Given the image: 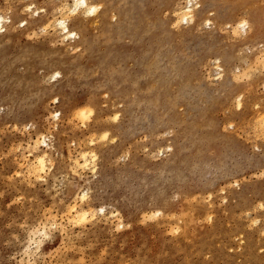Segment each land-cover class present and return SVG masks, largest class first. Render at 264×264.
I'll return each mask as SVG.
<instances>
[{
    "label": "rangeland",
    "instance_id": "374dc122",
    "mask_svg": "<svg viewBox=\"0 0 264 264\" xmlns=\"http://www.w3.org/2000/svg\"><path fill=\"white\" fill-rule=\"evenodd\" d=\"M187 1L0 0V264H264V0Z\"/></svg>",
    "mask_w": 264,
    "mask_h": 264
},
{
    "label": "bare ground",
    "instance_id": "6f19581e",
    "mask_svg": "<svg viewBox=\"0 0 264 264\" xmlns=\"http://www.w3.org/2000/svg\"><path fill=\"white\" fill-rule=\"evenodd\" d=\"M73 2H74V9H73V13H75V12H79V11H82V13H86V15H89V16H95V15H97L98 13H99V16H101L102 18H103V30L106 32V33H109V34H112V31H111V29L109 28V26H108V14H109V9H110V6H109V2H108V0H105V3H103L104 4V8L102 9V10H100V11H98L97 12V10H98V5H100V4H96V5H94V3H92L94 6H92L91 4H89V0H72ZM95 1V0H94ZM124 2H126V0H124ZM193 2H195V4H192ZM201 2V1H200ZM97 3V2H96ZM198 3H199V1L198 0H188L187 1V3L186 4H189V6H186V12L184 13L183 12V15H182V17L180 18V20H179V23L180 24H182V23H184L185 25L186 24H189V23H192V27H191V29L192 28H194V25H195V19H196V14H195V6H197L198 5ZM101 6V5H100ZM201 6V5H200ZM199 7V6H198ZM28 9H30V8H28ZM113 13V12H112ZM180 13H181V11H180ZM233 14V13H232ZM121 15H125V10L123 11V14H121ZM179 17H180V15H178ZM203 16L204 15H200V16H197V18H201L202 19V21H203ZM206 19V18H205ZM10 20V19H9ZM177 20H178V18H177ZM209 20V19H208ZM208 20H206L203 24H206V25H209L208 24ZM182 23H181V22ZM5 22H7V20L3 17V16H1L0 15V34L5 30V25H4V23ZM9 22V21H8ZM69 21H68V19L66 18V17H62L61 19H58V20H56V27L58 28V30H59V32L62 34V36H63V38L65 39V38H67V39H69V40H74V39H76V37H77V35H78V33H77V31L75 30V29H72L74 26L72 25V24H69L68 23ZM177 22V21H176ZM53 23H54V21H53ZM174 23V22H173ZM179 23H177V24H179ZM211 23V22H210ZM237 24H238V27H240V28H243L245 25H247V21L246 20H242V21H239V22H237ZM71 25H72V28H71ZM190 25V24H189ZM197 25H200L199 23L197 24ZM9 26V25H8ZM8 26L6 27V28H8ZM123 28V27H122ZM122 28H120V27H118L117 28V31L115 32V33H113V34H119L120 35V33H121V31H122ZM198 28V27H197ZM196 28V29H197ZM59 34V33H58ZM79 36V35H78ZM84 40V38L83 39H81V40H78L79 42H77L78 44H81L82 46H84L85 45V41H83ZM76 41V40H75ZM57 44V43H56ZM63 64V63H62ZM54 65V64H53ZM60 65V64H59ZM56 66V65H55ZM62 66V65H61ZM51 68V67H50ZM54 68V67H53ZM63 68H64V66H63ZM61 69V68H60ZM68 68L66 67L65 68V71L67 70ZM69 70V69H68ZM67 70V71H68ZM68 72H70V70L68 71ZM60 72L59 73H55V74H53V77L55 76V78L56 77H60ZM119 93V92H118ZM120 93H122V91H120ZM238 104V103H237ZM240 105V104H239ZM58 116V114H55V117H57ZM258 124L261 126L262 125V127H263V131H262V134H264V117H261L260 118V120H259V122H258ZM256 129H258V128H256ZM105 134V133H104ZM44 144H45V141H42ZM42 142H40V143H42ZM45 153V152H44ZM42 153V154H40V155H38L37 156V158L35 159V164H36V166H37V169L38 170H36L37 171V173H38V171L40 170V171H42V170H44V167L46 166V163H47V154L45 153ZM91 154H93V156H88V155H90V154H88V153H85V152H79V154L77 155V157H76V159H75V161H74V166L77 168V167H79V168H81V169H85L86 170V168L88 169L89 167H90V171L91 172H94V170L96 169V167H95V164H93V157H94V153H91ZM75 156V155H74ZM93 158V159H92ZM23 162L25 163V162H27L28 163V160H26L25 158H23ZM95 162V161H94ZM52 166V165H51ZM72 167V166H71ZM35 169V168H34ZM72 169H74V167L72 168ZM29 173V172H28ZM95 173V172H94ZM77 195V194H76ZM87 195H86V193H81L80 195H79V199L80 200H84L85 199V197H86ZM77 197V196H76ZM75 198V197H74ZM74 204L76 203V201H74L73 202ZM70 204V203H69ZM69 212L70 213H72L73 212V215L75 214V215H79L80 216V218L83 220V219H85V215H84V211L82 210L81 212L82 213H80L78 210H77V207H76V204L75 205H71L70 206V208H69ZM68 212V213H69ZM81 214V215H80ZM74 215V216H75ZM73 216V217H74ZM88 216V215H87ZM74 220H76V217L75 218H73ZM72 220V219H71ZM73 221V220H72ZM78 221H80V220H77V222ZM81 222V221H80ZM75 223V222H74ZM175 228V227H174ZM173 228V229H174Z\"/></svg>",
    "mask_w": 264,
    "mask_h": 264
}]
</instances>
